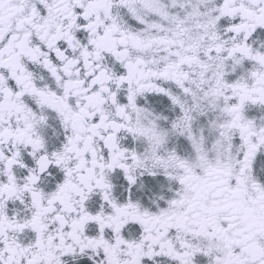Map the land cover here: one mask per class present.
<instances>
[{"label":"snow or ice","instance_id":"obj_1","mask_svg":"<svg viewBox=\"0 0 264 264\" xmlns=\"http://www.w3.org/2000/svg\"><path fill=\"white\" fill-rule=\"evenodd\" d=\"M0 264H264V0H0Z\"/></svg>","mask_w":264,"mask_h":264}]
</instances>
